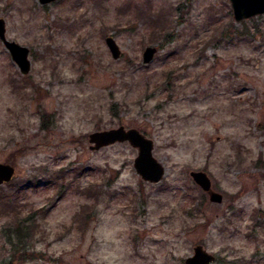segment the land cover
Returning a JSON list of instances; mask_svg holds the SVG:
<instances>
[{
  "label": "rangeland",
  "instance_id": "obj_1",
  "mask_svg": "<svg viewBox=\"0 0 264 264\" xmlns=\"http://www.w3.org/2000/svg\"><path fill=\"white\" fill-rule=\"evenodd\" d=\"M0 17L31 60L23 74L0 39V162L15 168L0 264H186L197 245L212 264H264V14L237 21L228 0H0ZM120 126L154 140L161 181L138 174L127 141L91 149L89 134Z\"/></svg>",
  "mask_w": 264,
  "mask_h": 264
},
{
  "label": "water",
  "instance_id": "obj_2",
  "mask_svg": "<svg viewBox=\"0 0 264 264\" xmlns=\"http://www.w3.org/2000/svg\"><path fill=\"white\" fill-rule=\"evenodd\" d=\"M46 4L54 0H40ZM233 9L234 17L237 21L252 18L260 14H264V0H229ZM6 23L0 17V39L9 50L13 60L23 74L29 73L31 70V60L29 58L30 50L27 46L22 45L14 40H9L6 35ZM106 43L114 57V60L121 55V49L117 41L109 36ZM158 48L148 46L143 53L145 63H150L154 58ZM91 149L99 150L108 145L119 142H129V144L138 149V155L134 161V167L138 174L146 181L157 183L164 177L165 167L154 156V140L144 135L136 128H126L120 126L107 130L96 131L89 134ZM14 166L9 163L0 162V186L12 180L14 177ZM191 176L195 183L202 187L204 191L209 193L212 201L221 202L223 196L221 193L212 189V180L207 172L203 170L192 171ZM210 253L202 245H197L194 248V253L188 256L186 264H212L216 256Z\"/></svg>",
  "mask_w": 264,
  "mask_h": 264
},
{
  "label": "trees",
  "instance_id": "obj_3",
  "mask_svg": "<svg viewBox=\"0 0 264 264\" xmlns=\"http://www.w3.org/2000/svg\"><path fill=\"white\" fill-rule=\"evenodd\" d=\"M159 26H161V28H163V24L162 25L159 24ZM3 199H6V201H4ZM14 199H16V196L15 197H8V198L7 197H4V198L2 197L1 200L3 201V204L1 205V209L2 210L5 209V212L6 211L9 212L10 210H13L15 208V204L12 207H10V205H11L12 202H14ZM85 212L82 215H84V219H83V220H85L84 222H87L89 220V214H90L91 210L88 211V212H87V210H85ZM15 219H16V221H19L21 219L19 213H16V218ZM16 221H15V223H17ZM16 226H18V227L21 226V223L19 222Z\"/></svg>",
  "mask_w": 264,
  "mask_h": 264
},
{
  "label": "flooded vegetation",
  "instance_id": "obj_4",
  "mask_svg": "<svg viewBox=\"0 0 264 264\" xmlns=\"http://www.w3.org/2000/svg\"><path fill=\"white\" fill-rule=\"evenodd\" d=\"M260 139H261V141H264V139H262V137H261ZM261 155H262V157L264 158V153H263V154L261 153ZM261 155H260V156H261Z\"/></svg>",
  "mask_w": 264,
  "mask_h": 264
}]
</instances>
